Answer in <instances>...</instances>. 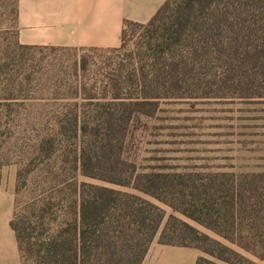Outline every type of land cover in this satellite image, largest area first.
Masks as SVG:
<instances>
[{
  "label": "trees",
  "instance_id": "16d2710c",
  "mask_svg": "<svg viewBox=\"0 0 264 264\" xmlns=\"http://www.w3.org/2000/svg\"><path fill=\"white\" fill-rule=\"evenodd\" d=\"M15 10L0 0V163L16 165L20 264H140L155 235L199 250L192 264H255L232 244L264 260L263 169H145L130 154L160 103L264 100V0H163L123 19L117 46L81 49L111 56L69 61L18 43Z\"/></svg>",
  "mask_w": 264,
  "mask_h": 264
},
{
  "label": "rangeland",
  "instance_id": "374dc122",
  "mask_svg": "<svg viewBox=\"0 0 264 264\" xmlns=\"http://www.w3.org/2000/svg\"><path fill=\"white\" fill-rule=\"evenodd\" d=\"M135 32L126 35L125 47L132 48ZM82 54L97 58L113 53L68 48L35 51L36 57L55 61L78 59ZM36 94L48 95L47 92ZM135 128L130 154L135 157L139 168L192 172L264 170V100L187 99L164 102L157 106L152 117L139 119ZM15 170L13 162L0 163V264H20L14 234L8 225L13 208ZM77 179L118 187L82 175H77ZM150 199L164 209L166 217L169 207ZM176 215L209 236L223 239L191 219ZM156 236L149 245L144 264H192L194 257L201 254L192 247L159 244ZM232 247L247 255L255 264H264V260L233 244Z\"/></svg>",
  "mask_w": 264,
  "mask_h": 264
},
{
  "label": "crops",
  "instance_id": "0c3cea01",
  "mask_svg": "<svg viewBox=\"0 0 264 264\" xmlns=\"http://www.w3.org/2000/svg\"><path fill=\"white\" fill-rule=\"evenodd\" d=\"M162 1L15 0V38L20 44L45 47H114L123 19L145 22Z\"/></svg>",
  "mask_w": 264,
  "mask_h": 264
}]
</instances>
